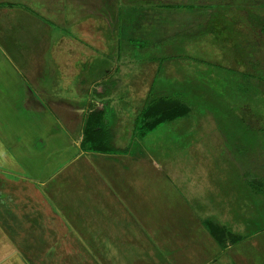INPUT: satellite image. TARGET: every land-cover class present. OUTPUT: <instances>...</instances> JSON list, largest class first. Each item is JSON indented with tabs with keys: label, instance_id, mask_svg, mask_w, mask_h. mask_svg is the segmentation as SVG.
Returning <instances> with one entry per match:
<instances>
[{
	"label": "rangeland",
	"instance_id": "374dc122",
	"mask_svg": "<svg viewBox=\"0 0 264 264\" xmlns=\"http://www.w3.org/2000/svg\"><path fill=\"white\" fill-rule=\"evenodd\" d=\"M237 10L243 11L242 15L233 14ZM256 12L264 15V0H0V75L4 74L3 71L9 74L14 72L12 65L21 72H38L39 77L35 80L37 97L53 94L58 98H78L80 95L75 96L73 89L65 85V79L69 81L74 78L71 73L75 71L84 72L87 68L90 71L96 70L95 62L84 61H91L92 56L97 62L103 58L106 60L103 65L108 67V71H113V66L119 62L118 70L108 80L111 85L108 93L103 96L108 106V123L117 125L121 122L119 127L126 124L129 109L135 107L134 97L125 94L129 88L138 86L139 91H143L151 83L152 98L159 92L171 95L172 99L178 96L180 102L161 100V110L154 113L147 111L141 125L146 123V126H151L158 114L163 115V122L157 129H151L146 136H140L142 140L137 137L141 141L133 143L130 151H139L144 147L143 141H151L149 147L154 153L152 155L157 156L155 161L161 157L164 167L177 168L174 171L175 177L181 174L179 171L185 175L184 186H180V189L191 195V200L188 201L190 204H185V208L189 206L192 210L190 206L193 205L199 211L198 203L202 198L210 197L209 193L210 198L218 199V203L228 202V209L225 205L216 208L228 210V229L209 219L205 221L208 231L210 232L208 223L222 226L228 231V264H264V228L257 230V237L246 238L264 218V185L252 172L246 158L248 155L256 157L260 148L254 144L257 143V138L252 136L249 126L240 119L248 116L249 112L255 113L264 109L261 101H258L257 91L247 93L243 90L245 87L250 90L243 70L245 62L233 59L234 56H248L251 51L244 52L247 48L243 43H247L235 42V33H231V30L228 33L220 31L213 34L205 30L208 18H211L209 24L215 23L212 19L216 14L225 13L230 20L243 18L244 21L248 15ZM126 19L128 22H125ZM260 28L264 26L261 25ZM175 35L185 38L181 41ZM213 36L217 37L216 43L213 42ZM161 39L173 44V51H168L170 58L164 64V70L160 69L155 74L153 70L156 63L146 64L151 61V56L141 48L145 47L142 46L145 40ZM236 40L241 41L243 38L241 36ZM121 45H126L127 48L121 49ZM232 50L235 51L233 56ZM4 55L10 59H4ZM23 74L26 77L31 76L28 73ZM64 74L70 75L65 77ZM2 79L0 78V91H5ZM188 80L196 81L198 85L185 88L184 83ZM85 83L82 82L81 86L84 87ZM130 83L133 85L130 86ZM3 97L4 99L0 96V106L16 101L13 95L3 94ZM62 108L67 107L62 106L59 110ZM96 111L98 115L94 116L92 123L96 131L89 133L94 146L98 145L97 138L100 140L101 134L104 133L105 136L107 130L100 115L101 110L95 108L90 114ZM58 112L57 110L55 114ZM64 112L66 114L68 111ZM9 113L10 120L14 119ZM61 116L64 119L65 115ZM88 116L89 114L82 125V136ZM129 123L133 126V117ZM136 132L144 134L142 128ZM104 146L107 147V144L104 143ZM145 147L149 148L147 144ZM164 154H167L168 159ZM109 160L113 159L102 162H98L97 157L87 162L83 159L76 160L73 167H64L51 177L48 185H54L58 189L69 187L72 198L84 199L83 202L102 197L110 199L108 193L114 184H120L121 196L128 200H177L172 194H161L165 191L162 190L165 182L150 175V165L145 160L126 162L125 166H122L123 163L121 166L117 163L113 166L111 163L106 165ZM115 169L120 170L115 173ZM5 170V167H0V200L2 197H10L13 205L17 203V194L22 196L25 191L9 190L10 187H6L16 181H12ZM202 171L206 173V177ZM102 173L105 176L109 173L110 177H106L110 184L102 181ZM205 179L207 180L204 181ZM206 184H209L211 191L205 190L208 187ZM26 185L29 188L28 182ZM26 191L30 195L34 193L31 188ZM22 198L27 199L23 196ZM25 200L22 203L28 201ZM54 200L60 201L61 198L56 197ZM61 205L64 206L62 202ZM11 208L16 210L15 207ZM82 211V215L87 213L83 209ZM8 222L2 224L8 227L4 230L8 238L0 234L1 263L5 249H11L12 256L8 260L10 264L19 261L25 264H32V261L36 264H48L54 258L56 264L82 263L80 254L64 253L66 246L79 247L74 242L67 243L65 239L55 240L56 245L64 247L57 250L56 254L44 256L30 253H35L29 249L37 246V242L28 231L26 223L18 216L13 223L10 220ZM242 239L246 241L242 242ZM216 240L221 243L225 239ZM240 240L242 243H239ZM238 252H241V256Z\"/></svg>",
	"mask_w": 264,
	"mask_h": 264
},
{
	"label": "crops",
	"instance_id": "0c3cea01",
	"mask_svg": "<svg viewBox=\"0 0 264 264\" xmlns=\"http://www.w3.org/2000/svg\"><path fill=\"white\" fill-rule=\"evenodd\" d=\"M4 56L6 57L4 59H10L9 56ZM84 62H95L96 70L90 71L87 68L88 70L84 72L75 71L71 73L74 74V78L69 81L65 79V85L73 89L75 96L80 95L78 98H58L53 94L37 97L35 91L37 81L35 80L39 77L38 72L18 71L12 63L11 67L14 72L9 74V72L3 71L4 74L0 75L6 88L5 91H0V96L4 99L3 94L13 95L16 100L11 104L0 106V167H5V173L9 177L11 176L12 181L17 182H11L6 187H10L9 190L25 191L22 196L28 199V201L25 200L18 193L17 203L11 205L10 197V199L7 196L2 197L0 200L1 236L8 238L4 231L8 227L2 226V224L9 223V220L13 223L18 216L26 223L28 231L37 242V246L35 245L31 249L26 247L30 251H35V253L30 252L34 255L47 256L58 253L57 250L64 247L56 245L55 240L65 239L67 243L74 242L79 247L66 246L64 253L80 254L82 256L81 264H228V235L220 243L210 234L205 224L206 220L212 219L216 224H223L228 229V210L216 209L222 205L228 209V202L218 203V199L210 198L211 194L209 193L210 197L202 198V201L198 203L199 211H196V207L192 204L190 206L192 210L188 208L189 206L185 208V204H190L188 201L191 200L190 193L180 189V186H184L185 175L179 171L181 174L175 177L174 171L177 168L164 167V163L160 161L161 157H158L160 163L155 161L157 156L152 155L154 153L149 147L151 141H143L144 147L139 151H130L133 143L142 140L140 136L144 137L152 131L149 130L140 135L134 131L135 129L133 130L132 124L129 123L131 118H134L141 110L147 96L151 95L150 85L143 91H139L138 86L129 88L125 94L134 97L135 107L129 109V116L126 115L128 121L126 124L123 123L121 128L119 127L121 122L117 125H110L107 120L106 125L110 132L106 130L105 136L102 133L101 137L99 136L100 140L97 138L98 147L108 148V145L105 147L104 143L110 138L112 143L118 144L116 146L120 148H126V151L112 153L85 150L80 147L83 137L81 133L83 122L93 109L98 108L103 111L104 106L108 108L103 96L108 93L110 85L108 80L116 73L115 65L113 71H108V67L105 68L103 64L106 60L103 58L97 62L92 56L91 61ZM23 73H28L31 76L26 77ZM64 75L66 77L70 74ZM28 79L34 80L33 83ZM84 81L86 85L82 87L81 84ZM35 82L36 84H34ZM131 85L133 83H130ZM139 95L140 97H138ZM62 106L67 108L59 110ZM56 107L58 109H54ZM10 109L11 113H9ZM57 110L59 112L55 114ZM64 111L68 112L65 114ZM8 113L14 119L10 120ZM78 114L79 117H77ZM61 115H65L64 119ZM106 117H109L108 114ZM174 122L177 123V121ZM137 137L141 140H138ZM145 144L150 149L146 148ZM164 156L168 159L167 154ZM94 157L99 159L98 162L113 159L106 163V165L111 163L112 166L116 163L119 166L123 163L122 166H125L126 162L145 160L150 165L148 166L150 175L157 176L165 182V185L162 186V190L165 191L161 194H172L171 196L176 197L178 201L170 202L167 198L166 200L162 198L163 201L148 198L128 200L121 196L120 184H114L111 192L108 193L110 199L102 197L83 202L84 199L72 198L69 187H59L60 185H58V189L54 185H48L51 177L62 171V168L73 167L76 160L83 159L87 162ZM87 164L90 165L89 162ZM95 170L98 171L97 168ZM119 170L113 171L118 173ZM202 172L205 176L206 173ZM108 174L106 176L109 178ZM106 176L103 173L100 175L102 181L107 184L110 181ZM8 180L11 179L8 178ZM26 182H28L29 188H27ZM206 185L208 187L204 189L208 192L211 191L209 184ZM30 188L34 191L31 195L26 191ZM201 192L200 195H202ZM56 197L61 198L60 201L65 207L61 205L60 201L54 200ZM23 200L27 202L22 203ZM70 206H72L71 209ZM11 207H15L16 210H12ZM82 209L87 213L82 215ZM249 233L246 238L251 236L254 238L259 231L251 230ZM244 241L246 239H242V242ZM238 253L241 256V252ZM11 254V249H5L4 257L1 259L3 261L0 264H10L8 260L12 256ZM52 262L56 264L57 261L54 258V260H49L48 264ZM16 264L25 263L19 261ZM32 264L36 263L32 261Z\"/></svg>",
	"mask_w": 264,
	"mask_h": 264
},
{
	"label": "trees",
	"instance_id": "16d2710c",
	"mask_svg": "<svg viewBox=\"0 0 264 264\" xmlns=\"http://www.w3.org/2000/svg\"><path fill=\"white\" fill-rule=\"evenodd\" d=\"M242 13L243 11L241 12V10H237L233 14H235L236 16H240L242 15ZM261 14L262 13L256 12V14H252L253 16L248 15V18H245L244 21H243V18L241 19L233 18L230 20L228 15H225V13L216 14L215 17L212 19V22H215V23L209 24L210 22L209 20H211V18H208V23H206L205 30L210 31L212 34L220 33V31L221 32L227 31L228 33V30H231V33H235V38H234L235 42L242 43L243 41H245L247 43L248 46L245 43H243V45L247 48V50L244 52L251 51V53L245 57L244 56H241V57L234 56L233 59L235 61H240L242 63L245 62L244 64L246 66H244L243 70L245 71L247 84L249 85L250 90H246V87L243 88V90L246 91L247 93H252L254 90L257 91L256 95L258 96L257 97L258 101L259 100L261 101L262 109H264V40H262V38H264V32H261V30L264 28H260L261 25L264 26V17H262L264 15H261ZM125 22H128V20L126 19ZM259 28L261 30L258 31ZM241 36L243 40L241 41L236 40L238 37H241ZM175 37L177 36L175 35ZM137 38H140V37H137ZM184 38L185 37L179 36V35L177 37V39L179 40L181 39V41L184 40ZM213 38H214L213 42L216 43L217 37L213 36ZM172 45L173 44H169V42L166 39H161L158 41H146L145 40L144 43L142 44V46H145V47L141 46L142 47L141 49L146 52L148 51L151 56V61H149L146 64H151L154 62L156 63L155 69L153 70L155 74L160 69L164 70L165 65L169 62L168 61L170 58L169 54L171 53V51H173V49H171ZM111 47L114 49V46L111 45ZM120 48L121 49L127 48V46L121 45ZM168 51H170V53H168ZM232 51L233 53L231 55L233 56L235 51L234 50ZM118 63L115 66V71H117L119 68ZM197 85L198 84L196 83V81H193V80H188V81H185L184 83L185 88H189V87L192 88ZM151 86L153 85H151L150 83V87ZM247 93L246 95H248ZM171 97H172L171 95L158 94L152 98L151 95H148L142 105L141 110H139V112L133 118L134 119L133 130L135 129L134 131H139L142 128V131L146 133L149 130L154 129L158 125H160L164 119L163 115L161 114L156 115V120L152 122L151 126H146V123L145 125H141V123L144 121V117L147 116L146 113L148 110L153 111V113L157 112L158 110H161L159 101L161 100L167 101V102L168 101H179V102L181 101V99L178 98V96L175 97L176 99H172ZM183 104L186 105L187 103L186 104L183 103ZM106 109H107L106 106H104V110L100 112L101 118H103V123L105 125L107 124ZM95 114H97V112L94 114L93 113L89 114V116L87 117L85 132H84V136L81 142L82 149L93 150V151L97 150L101 152H112V153L126 151V148L124 147L120 148L119 146H116L114 143H112L110 141V138H109V141L107 140L106 142L108 145V148H101V147H98L97 145L95 146L93 145V143L91 142L92 140H90L89 138L91 137L89 136V133L96 131L94 130V126H93L94 124H92L94 122L93 118ZM154 117L153 119H155ZM240 119L245 121V124H247V126H249V128L251 129V133L253 134L252 136L257 138V143H254L258 145L260 148L257 156L251 157L250 155H248L246 158H247V161H249L248 163L250 165L252 172H254L255 175L261 179L262 185H264V111H257L255 113L249 112L248 116H246L245 118L244 116H242ZM148 121L151 122L152 119L150 120L148 119ZM145 122H147V119ZM106 129L110 132V129L107 127V125H106ZM83 141H84V144H82ZM259 223L260 224L257 225L255 229H253L254 231L264 228V218H262V220ZM207 226L211 234H213L218 240H220L221 238L224 239L225 236L228 234V231H226V229L222 226L213 225L210 223H208Z\"/></svg>",
	"mask_w": 264,
	"mask_h": 264
}]
</instances>
